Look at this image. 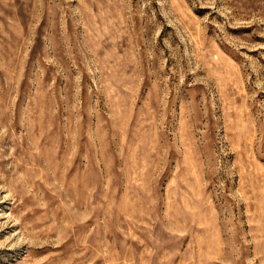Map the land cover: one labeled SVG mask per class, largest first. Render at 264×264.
Instances as JSON below:
<instances>
[{
    "label": "rangeland",
    "instance_id": "rangeland-1",
    "mask_svg": "<svg viewBox=\"0 0 264 264\" xmlns=\"http://www.w3.org/2000/svg\"><path fill=\"white\" fill-rule=\"evenodd\" d=\"M0 264H264V0H0Z\"/></svg>",
    "mask_w": 264,
    "mask_h": 264
}]
</instances>
